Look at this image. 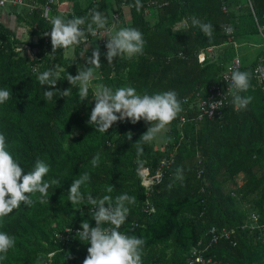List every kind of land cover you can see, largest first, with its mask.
Listing matches in <instances>:
<instances>
[{"label":"trees","instance_id":"1","mask_svg":"<svg viewBox=\"0 0 264 264\" xmlns=\"http://www.w3.org/2000/svg\"><path fill=\"white\" fill-rule=\"evenodd\" d=\"M67 1L73 15L88 17L82 26L85 28L91 22L92 9L104 12L106 27L110 26V11L116 7L120 15L112 34L122 27H134L146 43L143 54L130 59L116 57L108 64L103 43L92 38L71 48V59L66 55L68 49L52 54L50 36L44 35L50 33L52 25L40 11L12 8L17 20L29 27L31 38L27 42L20 41L12 27L0 22V89L12 93L0 104V133L6 136L8 150L25 172L34 170L39 159L50 167L44 179L58 180L49 189V204H40L39 193L32 194L31 207L21 204V209L0 224V231L16 240L0 264H37L38 258H43V264H83L90 245L81 242L77 232L65 229L80 228L83 221L95 226L94 213L87 211L92 205L86 199L89 194L94 199L109 195L114 202L123 193L135 197L136 202L128 205L130 213L119 230L146 241L143 264H185L192 245L212 226L233 230L230 238L219 240L210 250L218 264H264L263 238L256 231L242 229L251 212L264 224V97L252 75L251 87L240 93L253 97L246 110L237 111L231 104L221 117L197 121L192 118L193 108L181 127L183 137L178 115L167 126L162 150L150 142L142 144L143 153L137 155L135 142L149 128L143 120L136 124L117 122L106 133L87 123L98 85L113 90L131 86L140 95L175 90L180 100L187 98L189 102L197 94L204 96L236 54L224 25L233 27L232 38L238 44L252 43L254 36L259 37L248 0H167L165 5L152 6L149 16L144 10L150 0H141L139 11L136 7L122 9L134 0H89L84 5L78 0ZM250 3L264 25V0ZM223 5L228 12L222 10ZM73 15L61 17L67 20ZM192 17L213 25L211 40L192 25ZM183 21V26L178 25ZM23 44H28L36 57L26 49L15 50ZM97 46L102 68L94 72L88 99L80 103L79 85L69 84L66 73L75 76L87 67L86 59ZM208 46L215 48V58L199 63L197 53ZM253 63L243 70L251 74ZM48 69L60 77L57 88H70L69 96L57 94L51 101L44 97L43 91L49 88L41 86L37 77ZM128 132L132 133L131 140L127 139ZM176 144L175 162L146 195L139 171L153 168ZM96 153L101 159L94 168L90 161ZM178 167L184 170L183 181L175 178ZM201 169L203 173L198 176ZM84 173L91 177L81 187L85 200L74 205L68 199V189ZM109 187H113L110 193ZM146 199L154 207L150 214L143 211Z\"/></svg>","mask_w":264,"mask_h":264},{"label":"clouds","instance_id":"2","mask_svg":"<svg viewBox=\"0 0 264 264\" xmlns=\"http://www.w3.org/2000/svg\"><path fill=\"white\" fill-rule=\"evenodd\" d=\"M128 7H136L139 11L143 4L141 0H134V4H130ZM89 16L91 22L87 23L86 28L82 26L85 25L88 17L73 15L71 19L67 20L60 16L48 17L52 27L50 33L46 32L44 35L50 36L52 54L58 49H74L81 44H87L88 34L95 35L97 30L106 28L107 17L104 12L92 9ZM191 23L193 26L199 27L209 40L213 38L214 29L210 22L205 23L192 17ZM226 30L232 31L230 26H227ZM145 43L143 34L137 28L122 27L114 34L109 30L105 44L108 64H112L116 57L130 59L143 54ZM100 57L101 52L97 46L92 50L91 57L86 59L87 67L83 66L75 76L66 73L65 79L69 84L79 85L80 103L88 99L94 72L102 68ZM37 79L41 86H48L49 90L43 91L44 97L48 101H51L57 94L59 97L71 94L70 88L61 91L56 87L60 77L53 69L39 74ZM230 79L231 84L228 85L227 91L232 96L231 103L237 111L246 110L253 97H245L240 93L248 91L251 87V74L247 71L235 70L231 72ZM11 96V90L0 89V104L7 102ZM93 100L95 104L87 123L95 125L96 130L101 133H106L115 123L125 120L132 124L143 120L151 125L135 142L138 156L143 153L142 144L152 142L157 134L165 130L183 111L175 90L153 95H140L131 86L113 90L108 86L98 85ZM222 101L211 103V108L215 109L217 104L222 106ZM127 139H132L131 132L127 133ZM171 139V137L168 138L169 142ZM100 159V153H96L92 157L90 163L94 168L99 167ZM49 171V165L38 159L35 162L34 170L25 172L8 150L6 136L0 133V224L14 210L21 209V204L31 207L34 203L32 194L39 193L37 199L40 204H49V189L58 183L56 179L47 181L44 179ZM183 171L180 167L176 169L175 178L177 180L185 179ZM90 180V175L84 173L79 179L72 181L68 189V199L72 204L78 205L84 202L85 195L81 192V187ZM107 191L112 192L113 187H109ZM86 199L94 205L95 226L92 227L89 222L83 221L80 230L76 233L81 242L90 245L87 248L88 254L83 260V264H143L142 257L146 241L142 237L128 235L119 230L130 213L128 205L136 202L135 197L123 193L118 195L113 202L109 195H105L101 199H94L89 194ZM106 224L109 226L105 227ZM70 231L71 229L68 228V232ZM15 243L14 236L0 231V261L7 259V254L10 249L14 248ZM37 264H43V258H38Z\"/></svg>","mask_w":264,"mask_h":264},{"label":"built area","instance_id":"3","mask_svg":"<svg viewBox=\"0 0 264 264\" xmlns=\"http://www.w3.org/2000/svg\"><path fill=\"white\" fill-rule=\"evenodd\" d=\"M167 0H158L156 1H148L146 2L145 14L150 15L151 11L155 6L160 7L162 5L167 4ZM249 7L251 13L254 17L255 23L258 28L259 35L261 37V43L258 45L261 48V53L257 56L254 64L251 67V75L255 82V87H257L263 94L264 97V25H260L258 18L253 11L250 0H248ZM8 7H14L18 11L22 8L27 9L29 13L34 11H40V14L45 20L50 21L48 17L54 18L55 16H68L73 15V9L69 6L67 0H44L42 2L36 0H0V22L2 10ZM129 8L127 4L122 5V9ZM222 10L224 12H228L229 9L226 5L222 6ZM47 14V15H46ZM119 11L116 7H113L110 11L111 24L105 29H99L96 31V34H89L87 40H92V38H96L99 43H103V50L107 52L105 44L107 43V36L109 30L112 33L113 28L116 25V22L119 20ZM230 26L232 31H227L226 27ZM224 33L228 37V42L232 43L234 47L237 46V43L233 40V27L230 24H226L223 27ZM22 49H26L29 51L31 55L33 51L28 46V44H23L21 46H17L15 50L20 51ZM214 50L213 46H208L204 49L199 50L197 53V60L199 63H203L206 58L214 59ZM34 57H36L34 55ZM242 62L238 56H234L231 61L227 64L226 68L221 72L219 79L216 83L212 84L206 91L205 95L202 96L197 94L193 101H190L187 98H182L181 104L183 111L179 114L178 117V128L180 131V137H183L182 126L189 120L188 115L190 114V110L194 108L195 115L192 116L197 121L203 119H213L215 117H221L223 115V111L225 107L231 105L232 96L227 91L228 85L231 84V72L235 70L243 71ZM222 101V106L217 104L215 109L211 108V103H216ZM211 113V115H210ZM177 144L168 152L162 156L157 164L153 167H144L139 171L140 176V184L144 187L146 191V195H149L155 189V186L160 182L163 174L168 170L172 164L175 162V155L177 151ZM203 173V170L198 171V176ZM239 181L240 179H237ZM150 182V183H148ZM146 206L143 208V211L148 214L154 211V207L149 203L146 199ZM94 205L87 207V211L89 213H94L93 211ZM71 231H79L80 228H70ZM242 229H247L250 232L256 231L257 234L263 238L264 241V224L258 223V215L256 213H250L247 220L242 225ZM68 232V228L65 229ZM70 231V232H71ZM233 230L228 229L226 227H210L206 233L204 238H201L196 241L195 244L192 245L189 254L186 258L185 264H218L217 260L213 255L210 254V250L214 244H216L221 239H228L232 235ZM61 235V234H60ZM60 235H58L60 237Z\"/></svg>","mask_w":264,"mask_h":264},{"label":"rangeland","instance_id":"4","mask_svg":"<svg viewBox=\"0 0 264 264\" xmlns=\"http://www.w3.org/2000/svg\"><path fill=\"white\" fill-rule=\"evenodd\" d=\"M82 5L86 4L89 0H78ZM6 9H3L4 11ZM13 25V24H12ZM119 27L121 24H118ZM14 31L16 32V35L20 41L27 42L30 40V35H29V27L22 21H18L15 23L13 26ZM32 39H36V37H33ZM252 44L255 45H241L238 47V55L240 56L242 62H245V64H251L254 62L255 56L257 51H259V47L257 44L261 42V39L258 36H254L252 38ZM66 55L70 57L71 59L73 58V52L72 49H68L66 52ZM151 125L149 124V127ZM166 130H162L160 133L157 134L156 138L151 142L153 147L156 150H162L165 147V144L167 142V136H166ZM237 179H240V176L237 177Z\"/></svg>","mask_w":264,"mask_h":264},{"label":"crops","instance_id":"5","mask_svg":"<svg viewBox=\"0 0 264 264\" xmlns=\"http://www.w3.org/2000/svg\"><path fill=\"white\" fill-rule=\"evenodd\" d=\"M224 6V5H223ZM13 7H8V8H6V10H4L3 12H2V15H1V21H2V23L4 24V25H7V26H10V27H12V29H14L13 28V26L15 25V23L16 22H18V20H17V18H16V13L14 12V10L12 9ZM184 23H185V21H183V22H180L178 25H180V26H183L184 25ZM13 24V25H12ZM260 24V23H259ZM260 25H262V24H260ZM257 26V25H256ZM258 29V28H257ZM258 35H259V32H258ZM259 37H260V35H259ZM260 39H261V37H260ZM261 43V42H260ZM259 43V44H260ZM259 44H257V45H259ZM241 45H255V44H252L251 42H248V43H246V44H238L237 43V46L235 47V49H236V56H238L239 58H240V56L238 55V47L239 46H241ZM259 47V51H257V53H256V56H255V59H254V62H255V60H256V58H257V56L261 53V48H260V46H258ZM241 59V58H240ZM241 62H242V60H241ZM254 64V63H253ZM252 64V65H253ZM242 65L243 66H247L248 64H245V62H242ZM243 66H242V69H243ZM244 71V70H243ZM254 84H255V82H254Z\"/></svg>","mask_w":264,"mask_h":264}]
</instances>
